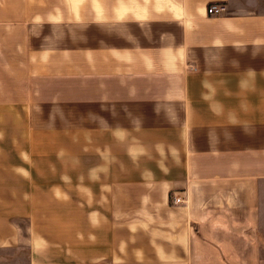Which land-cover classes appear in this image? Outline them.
I'll return each instance as SVG.
<instances>
[{
	"label": "crops",
	"instance_id": "1",
	"mask_svg": "<svg viewBox=\"0 0 264 264\" xmlns=\"http://www.w3.org/2000/svg\"><path fill=\"white\" fill-rule=\"evenodd\" d=\"M263 228L264 0H0V264H264Z\"/></svg>",
	"mask_w": 264,
	"mask_h": 264
},
{
	"label": "built area",
	"instance_id": "2",
	"mask_svg": "<svg viewBox=\"0 0 264 264\" xmlns=\"http://www.w3.org/2000/svg\"><path fill=\"white\" fill-rule=\"evenodd\" d=\"M226 12V7L221 4H210L206 8V15L209 17H218ZM182 202L180 198L174 199V203L179 204Z\"/></svg>",
	"mask_w": 264,
	"mask_h": 264
},
{
	"label": "rangeland",
	"instance_id": "3",
	"mask_svg": "<svg viewBox=\"0 0 264 264\" xmlns=\"http://www.w3.org/2000/svg\"><path fill=\"white\" fill-rule=\"evenodd\" d=\"M48 141L47 140H44V144L47 143ZM262 240L264 242V228L262 229Z\"/></svg>",
	"mask_w": 264,
	"mask_h": 264
}]
</instances>
